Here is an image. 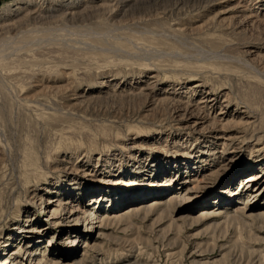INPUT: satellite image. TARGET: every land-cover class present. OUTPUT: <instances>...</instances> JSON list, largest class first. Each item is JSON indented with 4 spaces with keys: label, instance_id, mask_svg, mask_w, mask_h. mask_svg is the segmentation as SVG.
<instances>
[{
    "label": "rangeland",
    "instance_id": "1",
    "mask_svg": "<svg viewBox=\"0 0 264 264\" xmlns=\"http://www.w3.org/2000/svg\"><path fill=\"white\" fill-rule=\"evenodd\" d=\"M122 5H0V264H264V0Z\"/></svg>",
    "mask_w": 264,
    "mask_h": 264
},
{
    "label": "bare ground",
    "instance_id": "2",
    "mask_svg": "<svg viewBox=\"0 0 264 264\" xmlns=\"http://www.w3.org/2000/svg\"><path fill=\"white\" fill-rule=\"evenodd\" d=\"M113 1H118V3L119 2H121V4H123L122 6H127V5H131V4H133L134 6H135V4H137V3H139V2H141V0H113ZM144 1H149V0H144ZM151 1H156V0H151ZM144 3H147V2H144ZM150 3V2H149ZM137 6V5H136ZM120 187V186H119ZM182 197L180 196L179 197V200L181 199ZM67 204V202L65 203V205ZM60 205H61V203H60ZM93 206V205H92ZM137 209H139V207L137 208H134V207H129L128 208V210L125 212L126 214H132L133 216L134 215H137L136 214V211L138 212V210ZM135 212V213H134ZM82 214H84L85 215V218H83V223H79L80 221L78 220L79 219V216L81 215V211L77 208V207H75V206H72L71 207V210H70V212H69V215L71 216V218H76L77 220L73 223V224H71L70 226L72 227V229L74 230V231H76L77 233L80 231V228L82 227V226H86V224H97L98 226H96V228H99V229H104V227L106 226V224H107V222L110 220V216H104V217H96L95 215H94V212H92V211H84V212H82ZM78 217V218H77ZM102 219V220H101ZM127 219V218H126ZM101 224H102V226H101ZM84 229H85V227H84ZM83 232V231H82ZM75 239L76 238H74L73 239V241H72V243L75 241Z\"/></svg>",
    "mask_w": 264,
    "mask_h": 264
},
{
    "label": "crops",
    "instance_id": "3",
    "mask_svg": "<svg viewBox=\"0 0 264 264\" xmlns=\"http://www.w3.org/2000/svg\"><path fill=\"white\" fill-rule=\"evenodd\" d=\"M12 0H0V5L1 4H5V3H7V2H11Z\"/></svg>",
    "mask_w": 264,
    "mask_h": 264
}]
</instances>
